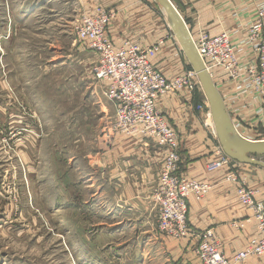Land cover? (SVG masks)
<instances>
[{
  "label": "rangeland",
  "instance_id": "374dc122",
  "mask_svg": "<svg viewBox=\"0 0 264 264\" xmlns=\"http://www.w3.org/2000/svg\"><path fill=\"white\" fill-rule=\"evenodd\" d=\"M79 9L75 0H0V264H201L198 238L187 253L177 246L188 237L160 230L159 178L146 206L113 212L123 186L103 184L102 157L119 132L106 135L116 103L93 78L95 54L76 40ZM250 135L264 139V127Z\"/></svg>",
  "mask_w": 264,
  "mask_h": 264
},
{
  "label": "built area",
  "instance_id": "2783aa9c",
  "mask_svg": "<svg viewBox=\"0 0 264 264\" xmlns=\"http://www.w3.org/2000/svg\"><path fill=\"white\" fill-rule=\"evenodd\" d=\"M240 16L242 14L238 16L241 25L239 40H235L232 32L227 30L215 36L200 35L193 39L213 79L216 69L223 72V91L214 81L238 134L248 140L261 141L264 139L250 134L257 133L260 125L264 127V1L256 4L254 15L249 20L242 21ZM111 19L112 14L101 6L94 15L82 16L76 25V40L95 54L91 68L93 78L106 83L104 95L116 103V115L106 129V135L119 131L154 138L165 153L154 195L160 230L178 238L196 236L201 264H245L250 256H264V201L256 198L248 179L238 171L230 170L228 179L236 183L240 202L257 221L258 235L229 258L212 228L200 232L189 228L188 197L202 198L211 185L181 174L183 159L178 133L159 110L157 100L170 92L184 89L193 95L201 91V82L189 61V68L183 74L167 79L151 60L158 46L143 47L127 41L115 47L107 35ZM172 37L177 39L173 32ZM197 110L207 118L212 117L207 98L197 106ZM212 130L215 133L213 125ZM231 162L239 164L225 155L222 160L213 162L209 169L215 170ZM233 224L239 228L245 225L242 222Z\"/></svg>",
  "mask_w": 264,
  "mask_h": 264
},
{
  "label": "crops",
  "instance_id": "0c3cea01",
  "mask_svg": "<svg viewBox=\"0 0 264 264\" xmlns=\"http://www.w3.org/2000/svg\"><path fill=\"white\" fill-rule=\"evenodd\" d=\"M75 1L79 3L81 16L94 15L100 6L112 14L107 35L115 47L127 41L143 47L158 46L159 49L151 60L167 79L172 80L189 68L188 59L178 40L172 37L168 19L164 12H161L163 10L158 9L156 0ZM171 1L186 21L194 38L200 35L215 36L222 30H227L232 32L235 40H239L241 25L238 16L242 14L240 16L242 21L249 20L254 15L256 4L264 0ZM214 79L219 89L223 91L225 85L221 82L224 80V75L220 69H216ZM105 87L106 83L103 89ZM204 100L205 97L201 91L191 95L184 89L159 97L157 106L179 133L183 153L181 174L212 185L204 198L197 199L190 196L189 225L195 232L212 228L217 234L221 248L229 258H232L259 232L257 221L252 217V212L240 202L237 185L228 179V173L230 170H235L246 176L250 187L256 190L257 198L264 201V168L243 163L235 165L231 162L230 165H224L215 170L209 169L213 162L222 160L226 154L212 130V117L205 118V115L197 110V106ZM115 135L114 147L106 151L104 158L102 157V166L105 159L106 167L108 166L103 184L110 188L109 183L116 177L118 184L123 186L121 191L123 204H119L120 209H114L113 212L125 213L128 212V206L138 207L142 202L146 206L148 194L157 184L165 153L157 147L152 138L119 132ZM262 159L264 160V156ZM114 162H117L116 169L113 170L116 176L109 173V165ZM135 198L137 201H134ZM145 210L139 213L141 217L149 213L151 209L145 208ZM143 222L142 220L139 225V231L145 227ZM234 222H242L245 225L239 228L233 224ZM196 241L197 237L190 236L177 248L179 250L183 248L189 253L188 250L196 245ZM161 245L164 246V244ZM186 255L189 254H180L184 257L183 262L194 263L193 259ZM245 264H264V256H250Z\"/></svg>",
  "mask_w": 264,
  "mask_h": 264
},
{
  "label": "water",
  "instance_id": "95a60500",
  "mask_svg": "<svg viewBox=\"0 0 264 264\" xmlns=\"http://www.w3.org/2000/svg\"><path fill=\"white\" fill-rule=\"evenodd\" d=\"M164 11L170 28L176 36L191 67L197 72L204 94L209 102L214 129L224 153L233 160L264 168V140L252 141L241 137L224 99L211 73L204 64L196 48L191 31L186 21L171 0H156Z\"/></svg>",
  "mask_w": 264,
  "mask_h": 264
},
{
  "label": "bare ground",
  "instance_id": "6f19581e",
  "mask_svg": "<svg viewBox=\"0 0 264 264\" xmlns=\"http://www.w3.org/2000/svg\"><path fill=\"white\" fill-rule=\"evenodd\" d=\"M211 120H212V118H211ZM212 124H213V126H214V122H213V120H212Z\"/></svg>",
  "mask_w": 264,
  "mask_h": 264
}]
</instances>
